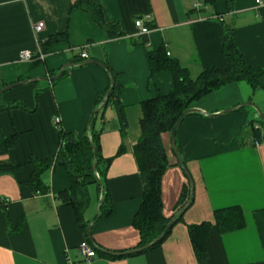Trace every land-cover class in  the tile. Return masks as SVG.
Wrapping results in <instances>:
<instances>
[{
  "label": "crops",
  "instance_id": "obj_1",
  "mask_svg": "<svg viewBox=\"0 0 264 264\" xmlns=\"http://www.w3.org/2000/svg\"><path fill=\"white\" fill-rule=\"evenodd\" d=\"M92 1L100 5L107 23L118 24L121 37L111 39L86 12L73 8L72 0H0V88L51 77L71 65L53 83L25 84L1 95L2 102L21 107L0 113L2 133L16 136L0 162L22 165V170L0 175V264H264V140L255 143L250 133V121L258 127L252 111L244 107L223 112L243 102L264 107V88L253 91L243 81L193 102L190 108L208 115L192 113L176 130L175 145L192 179L193 198L163 242L122 257L106 253H123L139 243L132 218L143 186L132 147L139 137L140 103L157 92L168 94L172 85V76L165 71L155 74L148 87L144 40L151 50L165 48L196 78L203 70L225 63L222 38L227 28L246 65L264 70V0L259 4L234 0L230 10L222 1L201 2L197 7L198 0ZM136 19L148 27V34H138ZM39 23L42 28L35 32ZM54 36L60 38L41 46ZM21 51H29L32 60H20ZM82 51L86 59L79 57ZM88 60L102 63L115 78L126 127L122 134L112 104L99 111L93 122L101 157H113L120 146L124 152L104 172L107 206L112 209L108 216L96 219L100 192L97 185L89 186L84 221L93 223L88 244L95 256L87 261L77 248L86 240V231L76 222L72 207L53 196L69 187L66 171L56 168L43 174L47 194L24 182L32 170L30 157L44 159L58 149L59 128L76 138L86 135L96 99L109 87L102 67L82 65ZM260 82L264 87V74ZM161 142L168 166L161 176L160 196L162 214L169 221L183 206L179 201L187 180L170 148V133H163ZM233 206L242 211L244 226L223 233L212 226L207 256L196 260L188 226L214 224V211Z\"/></svg>",
  "mask_w": 264,
  "mask_h": 264
},
{
  "label": "trees",
  "instance_id": "obj_2",
  "mask_svg": "<svg viewBox=\"0 0 264 264\" xmlns=\"http://www.w3.org/2000/svg\"><path fill=\"white\" fill-rule=\"evenodd\" d=\"M217 1L224 2L227 9L230 10L234 0H202V3L204 5H211ZM72 2L73 8L86 12L98 26L107 32L111 39L123 35L118 24L107 23L104 20L102 9L98 3L92 0H72ZM59 38L60 36L50 37L41 46L45 47ZM143 44L150 70L148 87H151L155 74L165 71L171 74L172 85L168 94L164 95L157 92L154 98L140 103L139 137L132 147L138 174L143 186L141 203L132 218V227L139 235V243L136 248L143 247L155 239L163 231L168 222L162 214L160 196L161 176L168 166V158L162 146L161 135L163 133H170L177 119L185 110L190 108L193 102L210 92L220 90L227 84L243 81L253 91L264 88L260 82L264 70L246 65L243 55L231 37V29L223 28L222 53L225 63L221 66H212L203 70L196 78H192L189 71L185 67H182L177 60L170 58L165 48L160 47L157 50H151L146 45V39ZM111 78L114 82L113 91L107 103L100 109V112L108 104H112L123 134L126 127V119L123 108L117 100L118 85L115 83L113 75H111ZM108 88L105 92L98 95L94 109L100 103ZM19 107H21L19 103H4L0 99V113ZM95 117L96 115L93 117L90 126V137L96 148V174L103 185L104 172L107 166L114 158L124 152V148L120 146L113 157H101L99 153L98 133L93 128ZM257 121L259 122L260 120ZM257 121L254 120V122ZM261 122L264 123L263 121ZM248 125L255 143L263 141L264 136L261 135L260 126L254 127L253 121H250ZM15 139V135L5 136L0 128V156L8 153L13 147ZM92 162V149L86 135L76 138L73 133L65 132L62 128H59L58 149L54 154L44 159L29 158L28 165L32 170L28 180L24 184L34 187L35 191L39 194H47L49 187L42 179L43 174L49 170L63 168L69 177V187L55 192L53 196L61 204L72 207L76 222L83 231H86L88 224L84 221V214L89 206V186L97 185L100 192L92 170ZM20 170H22V165H12L6 161L0 162V175L15 174ZM103 190L99 217L108 216L112 210L111 206H107L108 200L104 185ZM188 194V185H186L185 194L182 195L179 206L185 203V200L188 199ZM213 219L214 224L203 222L188 226V236L194 256L198 261L205 259L207 256L206 240L212 226H215L221 233L240 229L244 226L242 211L237 206L214 211ZM163 240L151 249L158 247ZM85 241L90 244L92 243L87 236Z\"/></svg>",
  "mask_w": 264,
  "mask_h": 264
},
{
  "label": "water",
  "instance_id": "obj_3",
  "mask_svg": "<svg viewBox=\"0 0 264 264\" xmlns=\"http://www.w3.org/2000/svg\"><path fill=\"white\" fill-rule=\"evenodd\" d=\"M88 64H95V65H98L100 67H102L106 73L108 74L109 76V88L107 90V92L105 93V95L103 96L102 100L100 101V103L97 105V107L95 109H93V111L91 112L90 116H89V119H88V122H87V125H86V137L88 138V141H89V144L91 146V149H92V154H93V162H92V170H93V173H94V176L97 180V184L99 185V188H100V198H99V203H98V207H97V216H96V219L99 218V208H100V205L102 203V197H103V185L100 181V179L98 178V175L96 174V148L94 147L93 145V142L91 140V137H90V126H91V123H92V120H93V117L100 111V109L107 103L108 99H109V96L111 95L112 91H113V86H114V82L111 78V75H110V72L108 71V69L100 62H97V61H92V60H88V61H85L84 63H82V65H88ZM71 65H64L59 71L57 74L51 76V77H37V78H30V79H24V80H20V81H17V82H14V83H11V84H8L2 88H0V95H2L3 93L13 89V88H16V87H19V86H22V85H25V84H32V83H36V82H44V83H53L55 81H57L64 73L65 69L67 67H69ZM244 107H251L253 110H254V115H253V118L255 120H260V121H263L264 122V114L261 112V110L256 106L254 105L253 103L251 102H248V103H243V104H240L238 106H235V107H232L230 109H226L224 110L223 112H231V111H234V110H237V109H241V108H244ZM192 113H201V114H204V115H208L206 113H202L201 111L197 110V109H194V108H189L187 110H185L181 115L180 117L177 119V121L175 122V124L173 125L171 131H170V148L175 156V159L180 167V169L183 171L185 177H186V180H187V185H188V199L186 200V202L183 204V206L177 211V213L174 215V217H172L168 222L167 224L165 225L163 231L155 238L153 239L150 243L144 245L143 247H140V248H135V249H132V250H129V251H126V252H123V253H118V254H115V253H109V252H106L112 256H126V255H131V254H137V253H142V252H145L149 249H151L153 246H155L156 244H158L159 242H161L168 234V232L170 231L173 223L175 222L176 218H179L183 212L190 206L191 202H192V198H193V182H192V179L188 173V171L186 170L178 152H177V149H176V145H175V133H176V130L177 128L180 126V124L182 123V121L184 120V118ZM92 222L89 223L86 227V234H87V238L91 240V237H90V229L92 227Z\"/></svg>",
  "mask_w": 264,
  "mask_h": 264
},
{
  "label": "built area",
  "instance_id": "obj_4",
  "mask_svg": "<svg viewBox=\"0 0 264 264\" xmlns=\"http://www.w3.org/2000/svg\"><path fill=\"white\" fill-rule=\"evenodd\" d=\"M201 2H202V0H198V2H196L194 6L195 7L199 6ZM256 3L259 4L260 1L259 0H256ZM134 26L136 27L137 32L140 35H146L149 32V29L144 26L143 22L140 19H136L134 21ZM41 28H42V23H39V24H37L34 27V31L35 32H39L41 30ZM19 57H20V60H23V61H30V60H32V55H31V53L29 51H21ZM79 57L81 59H86L87 58V55H86V53L84 51H82L80 53ZM54 124L55 125H58L59 124V120L58 119H54ZM77 248H78V251H79L80 255L83 258H85L87 261L88 260H91L95 256L94 249L86 241L81 242L78 245Z\"/></svg>",
  "mask_w": 264,
  "mask_h": 264
},
{
  "label": "rangeland",
  "instance_id": "obj_5",
  "mask_svg": "<svg viewBox=\"0 0 264 264\" xmlns=\"http://www.w3.org/2000/svg\"><path fill=\"white\" fill-rule=\"evenodd\" d=\"M243 103H248V102H243ZM243 103H241V104H243ZM261 108L260 109H262V112H264V107L263 106H261V105H259ZM246 109H248L249 111H252V115H254V110L251 108V107H245ZM257 121V120H256ZM258 126H260V129H261V131L264 133V123H262L261 121H257V122H255Z\"/></svg>",
  "mask_w": 264,
  "mask_h": 264
}]
</instances>
